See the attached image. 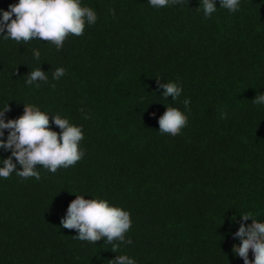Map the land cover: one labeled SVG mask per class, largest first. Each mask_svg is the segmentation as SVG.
Listing matches in <instances>:
<instances>
[{
    "label": "trees",
    "instance_id": "obj_1",
    "mask_svg": "<svg viewBox=\"0 0 264 264\" xmlns=\"http://www.w3.org/2000/svg\"><path fill=\"white\" fill-rule=\"evenodd\" d=\"M0 264H264V0H0Z\"/></svg>",
    "mask_w": 264,
    "mask_h": 264
}]
</instances>
